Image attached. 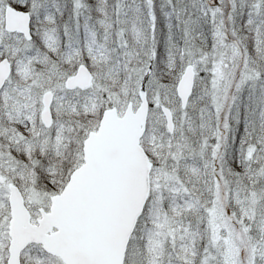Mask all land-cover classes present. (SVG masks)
Here are the masks:
<instances>
[{
	"label": "snow or ice",
	"instance_id": "6c2138e0",
	"mask_svg": "<svg viewBox=\"0 0 264 264\" xmlns=\"http://www.w3.org/2000/svg\"><path fill=\"white\" fill-rule=\"evenodd\" d=\"M0 264H264V0H0Z\"/></svg>",
	"mask_w": 264,
	"mask_h": 264
}]
</instances>
